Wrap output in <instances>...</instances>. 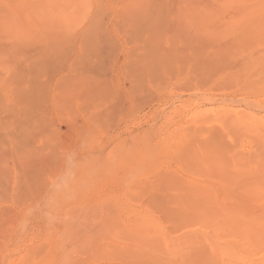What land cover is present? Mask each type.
<instances>
[{
	"label": "rangeland",
	"instance_id": "374dc122",
	"mask_svg": "<svg viewBox=\"0 0 264 264\" xmlns=\"http://www.w3.org/2000/svg\"><path fill=\"white\" fill-rule=\"evenodd\" d=\"M21 1L26 2L24 6ZM35 1L0 0V21L5 18L0 22V46H3L0 50L4 47L8 50L9 44L21 42L14 59L4 57L0 51V108L6 107L0 111V264L21 262L26 256L29 258L30 251L39 252L40 258L47 252L42 261L37 258L40 261L37 264L45 263V258L48 260L53 256L61 263V251L73 254V264H122L118 258L106 256L107 253L109 250L123 253L133 242L146 237L140 226L148 220L160 223L170 234L179 233L174 229V221H168L157 209L159 207L153 205L152 199L154 190L167 180L186 178L182 167L171 158L177 152L187 151L179 146L186 142L190 132L200 128L195 119L205 110L200 104L201 98L209 95L218 100L234 101L227 105L236 110L245 107L256 95L221 81L224 68L211 74L206 82L199 80V84L197 81V93L201 94L197 98L182 79L174 75L175 71L158 70L151 76L139 77L142 73L140 65L131 59L137 47L133 34L121 28L115 11L110 13L101 9L90 14L89 21L83 22L88 25L95 20L104 29L97 32L93 61H86L83 67L91 83L99 86L97 89L101 95H91L94 98L90 97V100L82 95L86 101L78 98L81 103L85 102L81 107L83 103L77 100L78 94L76 97V91H72L75 104L66 103L70 106L67 110L62 106L63 110V103L57 102L61 94H57L60 91L54 83L67 74L65 66L48 74L51 78L44 85L37 108L27 110L24 103L16 108L10 107L11 95L17 96L18 93L14 90L11 93L9 88L1 85L11 74L7 69L11 66L9 70L12 72L13 66L22 63L23 58L33 54L30 52L40 45L34 41L36 31L34 34V29L29 27L35 25L33 16H28L37 6ZM77 1L75 5H79ZM97 1L101 2L100 5L97 3L98 9L105 6L106 0ZM205 1L217 9L224 0ZM29 2L33 4L30 6L33 10L28 8ZM75 5L67 10L61 3V9L72 12ZM22 8L32 12L27 13ZM179 14L177 8H171L158 15L159 44L163 52H173L176 47L189 45L178 44L173 39L169 42L167 36L181 41L186 40L185 37H196ZM9 23L11 25L7 27ZM71 23L67 29L72 28L74 22ZM12 28L15 32L10 31H14ZM72 30L76 31L75 28ZM78 30L75 33L78 34ZM71 34L68 44L77 36ZM69 49L71 51V47ZM55 86L58 92L54 90ZM17 109L20 113L18 120L10 112ZM249 110L257 116L264 115L263 105ZM12 122L16 129L12 128ZM203 128L211 136H221L231 152L245 155L251 149L246 140L233 131L219 133L207 124ZM196 143H192L189 149H193ZM196 151L200 152L202 148ZM195 180L202 183L200 179ZM219 199L223 197L219 195ZM166 204V208L176 207L170 201ZM193 233L192 237L195 236ZM84 239L89 246L81 244L78 247L77 242Z\"/></svg>",
	"mask_w": 264,
	"mask_h": 264
},
{
	"label": "bare ground",
	"instance_id": "6f19581e",
	"mask_svg": "<svg viewBox=\"0 0 264 264\" xmlns=\"http://www.w3.org/2000/svg\"><path fill=\"white\" fill-rule=\"evenodd\" d=\"M76 1L36 0L34 5L36 3L37 6L35 5L34 10L30 7L33 5L32 1L27 4L33 10V14L27 15H32V22L35 21V25L29 27L34 29V34L36 31L37 39L34 41L40 45L37 49L33 48L36 52H30L33 54L29 57L26 55L22 63L15 67L11 64L12 72L11 66L7 69L11 74L1 85L4 84L3 87L9 88L11 93V90L18 93L17 96L11 95L8 104L10 107L16 108V105L24 103L27 110L37 108L41 103L47 79L51 78L48 74L65 66L67 74L56 79L54 83L60 93L57 86L54 90L58 95L61 94V99L57 102L63 103L62 109V106L65 110L69 108L70 105L66 103L75 104V91L80 103L81 100L86 101L97 94L101 95L97 89L99 86L91 83V78L83 68L86 61L94 58L97 32L104 30L100 22L95 20L88 25H83V22L89 21L88 16L99 10L110 13L115 11L121 28L133 34L137 47L131 59L140 65L142 73L139 77L151 76L158 70L166 73L175 71L174 75L182 79L186 88L193 91L196 97L201 95L197 93L199 80L206 82L211 74L221 72L224 68L225 74L221 81L256 95L250 102L248 99L249 103L245 104L247 108L242 103L245 107L236 110L227 105L234 101L218 100L208 97L209 95L201 98L200 104L205 110L195 119V124L200 128L190 132L186 142L179 146L180 149L185 147L187 151L177 152L171 158L182 167L186 178L167 180L154 190L152 199L153 205L159 207L157 209L166 219L174 221V229L179 233L171 235L164 231L160 223L148 220L140 226L146 237L133 242L130 249L123 253L109 250L106 256L118 258L122 264H264V115L257 116L249 110L253 106H264L261 103L264 101V0H224L217 9L211 8L205 0H106L104 8L100 9L97 3L100 5L101 2L97 0H78L79 5H75ZM21 2L23 6L26 3ZM60 2L67 10L72 9V4L75 5V10H62ZM171 8H177L179 16L186 20L187 27L196 33V37H185L186 40L181 41L182 39L167 36L169 42L173 39L178 44L189 45L176 47L172 53H166L160 50L161 33L157 20L159 14ZM23 10L28 11L25 8ZM81 22L82 24H78ZM70 23L72 28L67 29ZM10 25L9 23L7 27ZM74 28L76 31L80 29V33H75L72 30ZM71 31L74 37V34L77 36L72 39L73 44H68ZM141 36L144 37L140 41ZM0 44L2 45L1 42ZM20 45V41L11 43L8 50L5 47L0 50L1 54L13 58ZM62 92H65V96H70L65 97ZM82 95L86 99H82ZM80 97L81 100L78 99ZM82 103L81 107L85 102ZM10 112L19 119V109ZM11 124L16 129V124ZM205 124L216 128L219 133L233 131L235 135L246 140L250 151L245 155L231 152L221 136L214 137L207 133L203 128ZM194 142H197L196 145L189 149ZM199 148L202 151H196ZM195 179H200L202 183H196ZM219 195L223 199H219ZM169 201L176 207L166 208L165 204ZM192 233L195 236L192 237ZM85 241L87 240H80L77 246L82 244L88 247ZM32 253L29 258L23 257L16 264H37L40 263L37 258L41 260L47 254L46 252L40 258L39 252ZM59 256L61 263L53 256L48 260L45 258L46 262L42 264H73L72 253L61 251Z\"/></svg>",
	"mask_w": 264,
	"mask_h": 264
}]
</instances>
